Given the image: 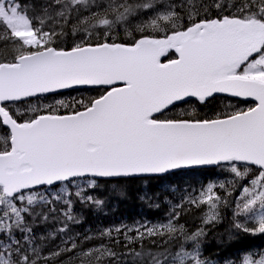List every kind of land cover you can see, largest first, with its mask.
Listing matches in <instances>:
<instances>
[{"label":"snow or ice","instance_id":"snow-or-ice-1","mask_svg":"<svg viewBox=\"0 0 264 264\" xmlns=\"http://www.w3.org/2000/svg\"><path fill=\"white\" fill-rule=\"evenodd\" d=\"M88 88L101 94L62 98ZM194 168L229 178L182 197L167 222L128 229L126 248L167 245L129 248L135 264H215L203 243L222 207L229 243L264 235V0H46L39 12L0 0V264H119L72 232L75 204L101 208V181ZM202 206L196 229L179 223ZM57 238L47 253L37 244ZM224 264H264V251Z\"/></svg>","mask_w":264,"mask_h":264},{"label":"trees","instance_id":"trees-1","mask_svg":"<svg viewBox=\"0 0 264 264\" xmlns=\"http://www.w3.org/2000/svg\"><path fill=\"white\" fill-rule=\"evenodd\" d=\"M33 2L39 12L40 5L46 0H33ZM77 94L80 93H72L71 96L62 98L68 101L80 97L87 99L100 95L101 91H92L79 96ZM244 106L239 103L236 105L240 108ZM224 107L222 100H219L215 105L204 109L200 115H211L213 111ZM213 175V171H193L175 173L163 178L134 179L120 184L100 182L94 194L104 200L103 206L93 209L77 202L75 213L81 217V223L72 225L71 230L73 233L80 234L81 238L85 235L92 237L90 241L85 242V247L101 243L109 245L118 256L123 254L119 264H135L136 258L129 252V248H134L137 252L158 253L162 252L167 245L163 243L162 237H155L156 243H153L152 238H149L142 242V248L139 241L126 248L125 235H133L127 230L140 228L143 231L144 226L167 222L172 206L178 203L182 197L197 194L200 189L214 180L215 176ZM121 190L125 195L120 194ZM145 194L150 196V200L142 198ZM229 208H221V222L208 231L203 243L204 255L215 264H224L226 260L238 261L243 252L247 250L264 251V235L242 236L239 241L229 243L228 237L232 221ZM203 210V206L201 209H193L188 215H182L179 223L185 224L189 231L196 229L200 225V216ZM56 226V223L52 222L46 227L36 229V231L38 234L46 236L47 232L54 231ZM117 228L121 229L120 233L115 231ZM107 231H111V238H101L100 233ZM41 243L45 245L44 253H47L59 243V240L58 238L44 241L38 239L37 244Z\"/></svg>","mask_w":264,"mask_h":264},{"label":"rangeland","instance_id":"rangeland-1","mask_svg":"<svg viewBox=\"0 0 264 264\" xmlns=\"http://www.w3.org/2000/svg\"><path fill=\"white\" fill-rule=\"evenodd\" d=\"M66 100H67V99H66ZM220 172L224 173V175H223L222 178H220L219 181H224V180H227V179L229 178V177H228V173H226V172H224V171H222V170H220ZM72 190L74 191L75 189H72ZM58 191H59V190H58ZM238 195H239V193H238V192H235L234 195L232 196V197H234V198H232V200H234L235 197L238 196ZM231 212H232V207H231Z\"/></svg>","mask_w":264,"mask_h":264},{"label":"water","instance_id":"water-1","mask_svg":"<svg viewBox=\"0 0 264 264\" xmlns=\"http://www.w3.org/2000/svg\"><path fill=\"white\" fill-rule=\"evenodd\" d=\"M249 102H251V101H249ZM194 169H196V168H194ZM186 170H191V169H186ZM141 178V177H140Z\"/></svg>","mask_w":264,"mask_h":264},{"label":"bare ground","instance_id":"bare-ground-1","mask_svg":"<svg viewBox=\"0 0 264 264\" xmlns=\"http://www.w3.org/2000/svg\"><path fill=\"white\" fill-rule=\"evenodd\" d=\"M222 248V247H221ZM226 257V256H225Z\"/></svg>","mask_w":264,"mask_h":264}]
</instances>
